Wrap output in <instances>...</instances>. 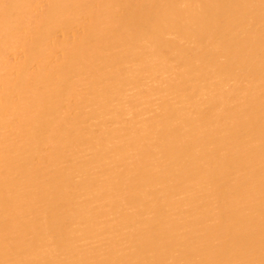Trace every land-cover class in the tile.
I'll return each mask as SVG.
<instances>
[{
  "label": "bare ground",
  "instance_id": "obj_1",
  "mask_svg": "<svg viewBox=\"0 0 264 264\" xmlns=\"http://www.w3.org/2000/svg\"><path fill=\"white\" fill-rule=\"evenodd\" d=\"M0 264H264V0H0Z\"/></svg>",
  "mask_w": 264,
  "mask_h": 264
}]
</instances>
